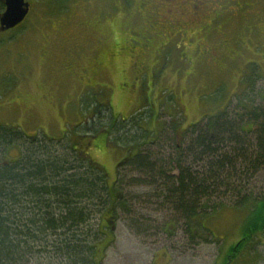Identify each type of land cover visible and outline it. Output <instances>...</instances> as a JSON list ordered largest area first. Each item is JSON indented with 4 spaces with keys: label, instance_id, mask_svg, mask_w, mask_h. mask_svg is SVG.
I'll use <instances>...</instances> for the list:
<instances>
[{
    "label": "rangeland",
    "instance_id": "rangeland-1",
    "mask_svg": "<svg viewBox=\"0 0 264 264\" xmlns=\"http://www.w3.org/2000/svg\"><path fill=\"white\" fill-rule=\"evenodd\" d=\"M70 1L58 0L68 9L51 16L48 12L53 0H34L33 8L40 13L32 14L17 30L0 34V124L18 127L34 139H67L102 167L108 186L114 184L112 198L115 193L126 200L123 209L107 210L100 216L97 208L90 218L91 231L105 234L100 237L104 238L103 244L95 247L94 261L264 264V233L241 245L240 253L236 252L238 257L227 262L248 222L247 211L234 207V203L241 196L249 200L261 197L264 167L255 171L240 196L234 198L219 190L218 195L204 202V210H198L201 214H209L210 209L217 211L199 219L201 228L197 224L185 225L160 190L132 186L136 173L124 167L117 169L118 163L133 152L123 146L127 139L120 134L125 132L139 134L142 129L159 131L164 136V132L173 131L170 127L176 128L175 132H187L190 124L201 126L208 117L218 114L236 120L241 132L257 130L258 121L252 122V117L262 114L264 119V0H222L215 5L217 11V7L208 8L215 14L214 23L203 32L202 27L190 21L192 3L184 14L183 0H108L101 16H112L117 31L101 47L106 61L95 82L91 62L83 63L76 54L67 52L63 58L53 53V60L51 57L47 61L44 47L52 38L48 27L67 23L70 15L75 17L80 10L71 5L78 0ZM148 4L155 7L149 9ZM147 8L164 18L168 16L167 31L177 33L165 38L163 45L159 44L158 34L166 20H149ZM194 12L208 10L198 7ZM131 16L137 18L133 21ZM145 26L154 33L149 53L139 51L146 66L143 70L137 71L136 54L111 57L114 44L119 47L122 40H128L135 46L143 41ZM70 29L67 26L62 32ZM100 29L103 34L109 32L104 23ZM104 43H95V47ZM92 48L93 43H89L85 53ZM99 104H107L112 119L103 107L95 115ZM133 116L138 120L137 126L127 124ZM124 120V128L113 129L108 139L101 132L109 121L114 127ZM96 125L101 130L87 129ZM117 137L120 138L115 140ZM156 144L160 145L159 140ZM157 146L151 150H158ZM16 157L15 150L6 151L0 155L1 163L9 164ZM33 264L58 263L40 254Z\"/></svg>",
    "mask_w": 264,
    "mask_h": 264
},
{
    "label": "trees",
    "instance_id": "trees-1",
    "mask_svg": "<svg viewBox=\"0 0 264 264\" xmlns=\"http://www.w3.org/2000/svg\"><path fill=\"white\" fill-rule=\"evenodd\" d=\"M99 105L95 115L103 107L112 119L107 104ZM208 118L201 126L190 124L187 132H175L176 128L170 127L173 131L163 136L162 132H147L140 127L139 134H120L127 139L124 148L133 152L117 166L138 175L132 186L160 190L185 225L197 224L199 228L200 218L217 211L201 214L198 210H204V202L219 190L234 198L240 196L255 171L264 167L262 114L252 117V122L258 121L254 132H241L236 120L221 114ZM120 122L113 127L109 121L101 132L108 139L113 129H123L127 121ZM137 122L133 116L127 124L137 126ZM99 128L87 127L95 131ZM158 140V150L152 151ZM9 150H15L17 157L9 164L0 159V264H33L40 254L58 264H97L95 247L103 244L104 238H100L103 233L91 231L90 218L97 208L102 216L126 204L114 192L112 198L114 184L108 186L102 167L67 139H34L18 127L0 124V155ZM234 205L247 211L248 222L233 249L235 254L227 262L238 257L241 245L264 233V189L260 198L241 196ZM47 238H51L48 243Z\"/></svg>",
    "mask_w": 264,
    "mask_h": 264
},
{
    "label": "flooded vegetation",
    "instance_id": "flooded-vegetation-1",
    "mask_svg": "<svg viewBox=\"0 0 264 264\" xmlns=\"http://www.w3.org/2000/svg\"><path fill=\"white\" fill-rule=\"evenodd\" d=\"M70 1V0H69ZM108 0H78L71 3V5L78 6L80 10L78 11V14L75 17H71L68 20L67 23H64L62 25H53V23L50 25L51 28L50 31L52 32V38H48L49 45L44 47V51L47 52V61L51 59L53 60V53L54 55L58 56L61 55L64 58V55L67 52H70L69 54H76L77 57L79 56L80 60L85 62H91L93 69V76L92 80L95 82V78H98L99 74L101 73V70L104 66V63L106 61L105 54L103 53V46L107 45V42L109 39H112L115 36V33L117 31L115 24L113 23V17L109 16L107 19L103 18L101 16V10L103 6H106ZM116 1V0H114ZM222 0H183L185 8H183V13L186 14L187 8L186 6H190V3H192V11L193 14L191 15V20L194 21L193 24L198 25L199 27H202L201 31L207 27L210 28V26L214 23V15L210 9H214V7H217ZM5 2L6 0H0V14L5 9ZM25 3H28V12L23 19V21L14 27L15 30H17L25 20H27L32 14L36 13L39 14L40 10L34 9L33 4L34 0H24ZM71 2V1H70ZM186 2V4H185ZM150 3V1H148ZM114 4V3H113ZM81 5V6H80ZM217 5V6H215ZM149 7H155L151 4H148ZM200 7V9L208 10V12L204 13H197L194 12L196 8ZM148 14L151 15L148 19L151 20L152 18H161L163 20H166V23H163L164 26L161 28L159 32L158 38L159 44L161 43L163 45L164 39L167 37L175 36L177 34L172 35V32H168L166 27H168V16L164 18V15L159 14L158 12L149 11ZM63 9V10H62ZM68 9V6L65 4H58V0H53V7H51V10L48 12L51 16L54 14H60L61 12ZM218 7L214 9V11H217ZM62 10V11H61ZM168 12V11H167ZM189 12V11H188ZM147 15V14H146ZM181 18L184 17L182 13H180ZM222 17H224L222 15ZM56 18V17H55ZM54 18V19H55ZM136 16H131V19L134 21L136 19ZM115 19V18H114ZM221 20V18L219 19ZM163 22V21H162ZM104 23L107 25V30H109L108 33L103 34L100 29V25ZM149 25V24H148ZM67 26H71V29L68 32H62L65 30ZM57 28V29H55ZM115 28V30H113ZM170 28V27H169ZM13 29V28H12ZM171 31L174 30L170 28ZM11 30V29H10ZM53 30L55 33L53 34ZM175 31V30H174ZM5 32V31H3ZM2 32H0L1 34ZM118 33V32H117ZM154 31L151 27L145 26L144 27V34L142 37L143 41H140L138 44L133 46L130 44L128 40H122L119 43V47L114 44V54H111V57L113 56V59L115 56L121 57L122 54L125 55H134L136 54V65H138L139 68H137V71L143 70L146 66H143L144 62L141 60V56L139 54V51H149L152 48V41L150 40L153 37ZM48 36V35H47ZM105 42L103 45L95 47L96 44H101V42ZM89 43H93V48L89 51V53H85L86 48L88 47ZM110 52V51H109ZM153 52V51H152ZM149 55V54H148ZM103 59V60H102ZM150 59V57H148ZM104 62V63H103ZM234 251V250H233ZM231 250L230 254H235Z\"/></svg>",
    "mask_w": 264,
    "mask_h": 264
},
{
    "label": "water",
    "instance_id": "water-1",
    "mask_svg": "<svg viewBox=\"0 0 264 264\" xmlns=\"http://www.w3.org/2000/svg\"><path fill=\"white\" fill-rule=\"evenodd\" d=\"M28 3L24 0H6L5 9L0 14V32L19 25L28 12Z\"/></svg>",
    "mask_w": 264,
    "mask_h": 264
}]
</instances>
